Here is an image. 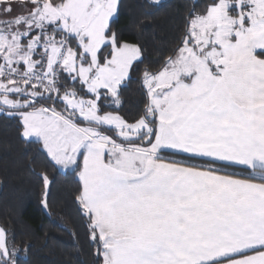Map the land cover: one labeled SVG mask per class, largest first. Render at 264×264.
<instances>
[{"label": "snow or ice", "instance_id": "snow-or-ice-1", "mask_svg": "<svg viewBox=\"0 0 264 264\" xmlns=\"http://www.w3.org/2000/svg\"><path fill=\"white\" fill-rule=\"evenodd\" d=\"M164 7L0 0V119L49 215L72 177L95 264H264V0H178L168 42ZM15 241L0 221V264Z\"/></svg>", "mask_w": 264, "mask_h": 264}, {"label": "trees", "instance_id": "trees-1", "mask_svg": "<svg viewBox=\"0 0 264 264\" xmlns=\"http://www.w3.org/2000/svg\"><path fill=\"white\" fill-rule=\"evenodd\" d=\"M162 3L165 7L159 11L155 32L158 41L168 42L174 34L172 20L177 15L172 6L178 0H162ZM125 20L126 17H122L121 23ZM148 40L151 45V35ZM155 55L153 52V59ZM136 88L133 84L127 91L128 103L122 114L136 111L141 99ZM49 174L55 175L50 197L51 215L40 205V180L24 160V146L16 136L15 122L0 119V221L10 220L17 244L31 243L29 264H95L92 247L73 202L72 177L51 169ZM73 231L79 234L78 240L71 235Z\"/></svg>", "mask_w": 264, "mask_h": 264}]
</instances>
